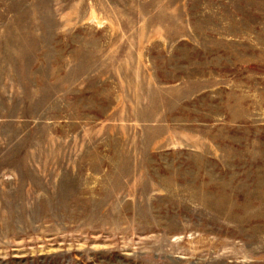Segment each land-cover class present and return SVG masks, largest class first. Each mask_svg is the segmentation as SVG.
<instances>
[{
	"label": "rangeland",
	"instance_id": "1",
	"mask_svg": "<svg viewBox=\"0 0 264 264\" xmlns=\"http://www.w3.org/2000/svg\"><path fill=\"white\" fill-rule=\"evenodd\" d=\"M0 264H264V0H0Z\"/></svg>",
	"mask_w": 264,
	"mask_h": 264
}]
</instances>
